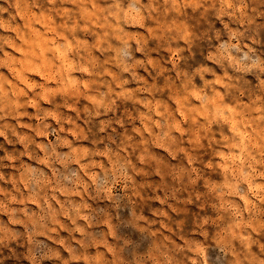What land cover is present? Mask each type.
<instances>
[{
  "label": "rangeland",
  "instance_id": "rangeland-1",
  "mask_svg": "<svg viewBox=\"0 0 264 264\" xmlns=\"http://www.w3.org/2000/svg\"><path fill=\"white\" fill-rule=\"evenodd\" d=\"M0 264H264V0H0Z\"/></svg>",
  "mask_w": 264,
  "mask_h": 264
}]
</instances>
